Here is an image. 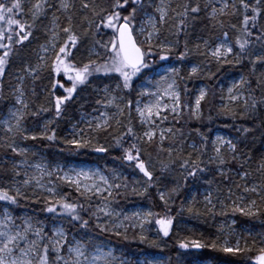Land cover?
Masks as SVG:
<instances>
[{
	"label": "snow or ice",
	"instance_id": "1",
	"mask_svg": "<svg viewBox=\"0 0 264 264\" xmlns=\"http://www.w3.org/2000/svg\"><path fill=\"white\" fill-rule=\"evenodd\" d=\"M202 13L208 21L207 27L221 30L222 37L216 41L198 37L195 51L220 66L241 65L245 60L250 66L247 76L242 75L227 87V96L222 92L218 114L252 120L255 127L237 128L235 139L217 136L211 142V155L208 154L206 138L200 146L187 144L190 151L184 155L186 141L181 129L161 125L169 121V116L175 124H180L185 108L190 116L200 119L207 90H199L194 106L184 104L177 84L179 71L172 68L155 83V91L146 88L138 93L139 97H149L148 103L141 105L140 99L133 102L127 99L126 93L132 88L134 78L151 66L149 58L153 62L157 55L160 60L168 59L180 46L182 36L184 51L179 58L187 57L191 30ZM261 21H264V0H203V3L201 0H0V80L6 75L17 48L30 40L37 25L43 26L46 36L35 64L21 65L19 72L14 74L16 82L9 93L5 94L0 88V102L12 100L6 111H0V148L13 157L23 158L19 163L12 161V179L7 187L0 186V201L18 205L21 199L43 198L46 212L58 214L69 223H79L81 228L87 227L89 220L80 215L85 210L84 206L79 202H68L63 196L56 198L59 194L55 187H44L43 177H51L54 173L41 163L32 164L29 161L31 149L22 142L38 139L56 141L54 125L74 99L78 87L88 83L94 75L107 77L114 73L117 77L115 87L104 85L97 91V107L93 111L99 115L88 118L90 114H85L80 121L87 124L88 131L74 125L71 138H65L64 144L74 149L105 153L108 148L99 143L98 136L111 137L115 147L122 148L121 159L134 165V169L146 178L143 184L137 180L132 187V192L141 196L164 180V176H154L152 154L147 153L148 159H144L146 150L142 144L154 145L157 156L167 153L169 160L168 163L161 162L162 173L178 164L182 176L199 178L213 170L209 166L215 165L214 171L221 180L214 190L211 188L214 180L205 181L209 184V190L203 196L205 214L227 215L224 209L230 207L234 214L250 218L264 216V155L256 159L253 169L251 152L240 147L250 134L264 129V23ZM105 30H111V35ZM229 30L235 34L234 40L229 37ZM103 36H108V39L104 40ZM88 37H91V46L87 50V62L82 66L70 62L69 57L74 55L71 49H78ZM257 47L261 50L257 51ZM199 71V65L193 66L189 75L195 76ZM61 74L71 82L70 87L58 79ZM213 75L215 73H209L208 78ZM253 78L256 87H253ZM42 80L48 83L37 92L35 84ZM28 81H31V86H28ZM58 89H63V93L58 94ZM134 103L135 118L142 129L140 134L132 124ZM45 113L51 115L45 118ZM29 119L34 120V129L26 127ZM129 138L133 142L124 147ZM165 141H170V144L165 146ZM231 164L237 167L226 169L225 166ZM28 168H34L39 175L29 176ZM233 172L238 180L233 179ZM21 175L26 178L18 180ZM58 179L74 186L89 207L94 198L103 202L92 213L97 219L100 218L98 213L108 218V222L96 224L102 233L114 232L127 239V228L123 233L120 229L124 228L123 221H131L132 227H140L139 239L143 243L147 239L143 234L145 225L152 224L153 220L158 226V236L169 237L173 229L174 218L168 214L171 211L169 203L179 194V184L167 191L157 189L166 208L163 215L147 211L129 216L111 207L120 190L126 191L129 187L127 183L116 182L119 175L110 180L98 171L81 170L74 176L65 172ZM33 182L42 189V193L34 189L29 193ZM217 204L222 209L219 213L215 212ZM187 211L200 214L192 204ZM121 215L123 221L117 223ZM18 219L10 208L0 212V264H136V261L118 259L111 251H104L94 238L69 239L61 227H54L49 234L38 221L25 218L18 223ZM234 224L235 220L228 225L229 236L234 234ZM221 239L223 243H220ZM256 244L257 238L253 239L251 246L245 240V246L241 248L240 237H236V243L232 245L229 238L221 236L211 244L193 241L191 246L236 254L252 252ZM259 244L258 254L249 257L252 264H264V236H259ZM151 245L158 246L155 241ZM179 247L187 249L189 244L181 242ZM143 264H159V261L146 259Z\"/></svg>",
	"mask_w": 264,
	"mask_h": 264
},
{
	"label": "trees",
	"instance_id": "2",
	"mask_svg": "<svg viewBox=\"0 0 264 264\" xmlns=\"http://www.w3.org/2000/svg\"><path fill=\"white\" fill-rule=\"evenodd\" d=\"M203 3V0H201ZM130 10V9H129ZM27 19V17H21ZM224 19H227L226 17ZM264 23V21H261ZM208 21L204 18V14H201V18L197 20L191 30L190 37L188 39L189 54L183 60H181L180 53L184 51V37H181L180 46L174 50V52L166 60H160L159 55L153 59L150 57V67L145 69L143 73H149L163 64L173 63L178 67L179 77L177 78L178 88L181 94V100L184 104L193 103V96L198 88V85H203L207 90V98L202 101L201 105V118L196 119L188 114V109L185 108V115L180 124H175L172 117L169 116V122L166 123V127H174L181 129L185 138V152L184 155L190 151L187 148V144L195 143L200 146L201 141L206 138L208 154L211 155L213 135L216 131H220L230 136L232 139L237 137L236 129L239 127H255L252 120H241L238 117L232 119L226 115H219L218 108L221 104L220 96L223 92L225 95L226 85L228 80L232 77L247 76L250 71L248 61L245 60L241 65H229L223 66L217 65L215 62H209V60L197 53L194 49V45L198 42L197 38L202 37L216 41L218 37H222V31L219 29H210L207 27ZM79 31V29H78ZM111 35V30H105ZM167 34V32H165ZM82 35V33H81ZM229 37L234 40L235 34L229 30ZM104 40L108 39V36H103ZM46 36L43 26L37 25L33 35L29 41H25L23 47H18L17 54L13 56L11 65L7 68L6 75L0 80V88L3 89L5 94L10 92V87L15 84L14 74L19 72L23 63L35 64L37 53L40 50V46L45 43ZM91 46V37L85 38L79 45L78 49H71L74 53L69 57V61L82 66L88 59V48ZM260 51L259 47L256 49ZM199 65L200 71L195 76H190V70L193 66ZM209 73H215L211 79L208 78ZM46 76L47 73H44ZM58 79L61 83H64L66 87L71 86V82L61 74ZM141 80V75L134 78L132 88L127 90V99L135 100L138 98L136 85ZM117 82L116 74H110V76H92L89 78V82L85 85L78 87L77 92L74 93V99L67 104L66 110L62 117L54 125L57 131L56 141L47 140H28L22 142L23 145H27L31 148L29 154L30 159H36L38 157H44L49 164L53 163H67V162H89L95 163L101 167L103 172L111 180L113 176L119 175L120 179L117 183H127L128 189L120 190V195L112 201L111 207L116 211L122 212L131 216L134 208H145L153 213H159L163 215L166 211L164 203L160 200L157 189L167 191L176 184L180 185V192L174 196L169 203L171 209L168 212L174 218V226L170 232L169 237H163L162 234L157 235L158 226L155 225L154 220L152 224L145 227L143 234L147 237L145 242H141L139 237L141 235V229L138 227H132L131 221H123V215L116 221L124 223V228H121V233L127 228V239H124L123 235L117 236L114 232L102 233L96 228L97 223L108 222V218L104 217L102 213H98L100 217L97 219L92 213L96 210L97 206H102V201L94 198L92 206L89 207L82 197H79L74 186H70L67 182L58 179L59 176H53L54 185L59 196L65 197L68 202H79L84 206L80 215L85 220H89V224L86 228H81L79 223H69V221L58 214H52L46 212L45 203L43 198L37 199L32 197L30 199H21L18 205H8L5 202L0 201V208L3 205H8L13 215L18 216L19 212H29L36 218H38L44 225L46 232L50 230L51 226L61 223V227L66 230L67 234L74 236H84L85 238H94V241L110 243L119 250L122 255L127 257L129 261H136L139 258L150 255L163 256L164 264H196L198 261L209 260L211 264H248L250 262L249 257H255L257 255V249L261 246L259 244V236H264V216L259 217H246L239 213H233L231 208L224 209L227 215L219 214H205V208L203 203V196L209 190V184L206 180H214L211 188L214 190L217 184L220 183L221 178L214 171L215 165L209 166L213 169L210 172L201 174L197 177H187L181 175V170L178 164L170 168L167 172H161V162L168 163L169 157L167 153H160L157 156L155 146H148L142 144L145 155L144 159H148L147 153L152 154V164L154 167L151 169L155 177L164 176L162 183L158 182L155 187L148 189L146 195H137L132 192L134 182L139 180L141 184L146 180L142 173H139L138 169H134V165H130L127 161L121 159L123 155L122 148L115 147V141L105 135L98 136L99 143L108 148V152L97 153L91 149H74L70 148L62 141L65 138H71L70 128L74 125H78L79 128H83L86 131V126L82 125L79 121V116L83 113H89L97 107L95 100L97 97V91L104 85H110L115 87ZM47 80L37 81L35 84L37 92L40 91L44 84H47ZM28 86H31V81L27 82ZM253 87H256L255 78L252 81ZM187 89V92L185 91ZM63 93V89H58V94ZM66 94V93H65ZM259 94V93H258ZM12 100L9 98L6 101L0 102V111H6L7 107L11 104ZM39 103V102H38ZM45 118H48L51 114H43ZM211 117V118H210ZM258 123V120L256 121ZM132 124L136 127L138 134L142 133L140 125L135 118L134 104L132 110ZM26 127L29 129L35 128V122L33 119H29L26 122ZM198 130V132H197ZM264 129H257L249 135L248 139L240 145L245 151H250L253 156L252 168L256 167L255 161L260 156L264 155V135L261 132ZM2 135V134H0ZM179 136L180 133H177ZM132 139L129 138L124 147H128L132 143ZM170 141H165V146H168ZM22 157H13L10 152H5L0 148V186L7 187L12 179V162L11 160H19ZM227 168L235 169V164L225 166ZM234 180H238L235 177L234 172L231 173ZM18 178V177H17ZM140 187V185H136ZM142 190V188H141ZM29 193L33 191L32 188L28 189ZM37 193H42L36 191ZM43 195H48L43 193ZM195 198V200H193ZM230 203V202H229ZM192 204L194 209L198 210L199 215L195 213H189L187 211L189 205ZM221 206L217 204L215 209L216 213L221 211ZM235 220L233 237H240V247L244 248L245 240L249 246L252 245L253 239L257 238L256 247L252 252H241L236 254L224 253L222 251L205 247L202 249H196L191 246L193 241H199L205 244H211L217 237H225V230L228 229V225L232 224ZM251 233V235H249ZM155 241L156 247L151 245V242ZM223 239L220 240V243ZM181 242L188 243L187 249H181L179 244ZM136 264H138L136 262Z\"/></svg>",
	"mask_w": 264,
	"mask_h": 264
},
{
	"label": "rangeland",
	"instance_id": "3",
	"mask_svg": "<svg viewBox=\"0 0 264 264\" xmlns=\"http://www.w3.org/2000/svg\"><path fill=\"white\" fill-rule=\"evenodd\" d=\"M172 68H175L178 70V67L173 64V63H166V64H163L161 66H159L158 68H156L154 71L152 72H149V73H143L141 75V80L138 82V84L136 85V91L137 93H140L141 91H143L144 89L146 88H150L152 91H155V88H154V85L155 83L160 79L161 76H164L168 73V70L169 69H172ZM240 78L239 77H232L228 80V83L226 85V89H225V96H227V87L231 86V84L235 81H238ZM12 87V86H11ZM10 87V88H11ZM201 88H204L203 85H198V88L197 90L195 91L194 93V96H193V103L195 105V99H196V96L199 94V90ZM205 89V88H204ZM138 96V94H137ZM137 99H140L141 100V105H143L144 103H148L150 101V98L147 97V96H144V97H139ZM136 99V100H137ZM12 104V102H11ZM10 104V105H11ZM9 105V106H10ZM8 106V107H9ZM7 107V108H8ZM134 109H135V103H134ZM7 110V109H6ZM85 114H90L88 116V118H91L93 116H98L99 113L98 112H94V111H91L89 113H83L79 116V121H81L82 117L85 116ZM169 122V121H167ZM165 122L164 124L161 125V127H164V128H167L166 127V123ZM82 125L86 126V128L88 129L87 127V124L86 123H82ZM72 128H70V132L72 131ZM217 136H221V137H225V138H229V139H232L230 136L226 135L225 133L223 132H220V131H216L213 135V140L217 137ZM30 148V147H29ZM31 149V148H30ZM23 158L19 159V160H16L15 162L16 163H19ZM13 160H11L12 162ZM29 161L32 163V164H36V163H41L43 164L45 167H47L48 171H52L54 174L49 177L47 175H45L43 177V180H42V183L44 185L45 188H48V187H55L54 185V180H53V176H62L64 175L65 172H67L69 175H72L74 176V173L76 171H81V170H84V171H98L100 172L102 175H105V173L103 172V170L101 169V167L95 163H89V162H67V163H53V164H49V162L44 159V157H38L36 159H30L29 157ZM59 170V171H57ZM28 171V174L29 176L35 174V175H39L38 172L35 171L34 168H28L27 169ZM106 176V175H105ZM26 178L25 176L21 175L20 177H18L17 179L18 180H22ZM49 181H51V183H49ZM32 189H34L35 191H40L42 192V189H40L39 187L35 186L34 182H33V187ZM8 208V205H3L1 206L0 208V212H2L4 210V208ZM148 210L145 209V208H134L132 213H136V212H140V213H145L147 212ZM19 219H18V223L20 222V220H23L25 218H31L33 222H39L43 227V223L38 219L36 218L35 216H33L32 214H30L29 212H19L18 216ZM120 223V222H118ZM132 223V222H131ZM61 224V223H60ZM59 223L51 226L50 230H48V233L50 234L51 231L53 230L54 227H61ZM138 228H140L139 226H137ZM145 227H147V225H145ZM62 228V227H61ZM45 229V228H44ZM82 236H74V235H69L68 234V238L69 239H80ZM84 237V236H83ZM225 237L229 238L230 240V243L232 245H235L236 243V238L231 240V237H233V235L229 236V232H228V229L225 230ZM238 237V236H237ZM95 242V241H94ZM97 245H100L102 247V249L104 251H111L113 253V255L115 257H117L118 259L119 258H123V259H126L129 261V259L127 257H125L124 255H122L120 253L119 250H116L115 247L113 245H111L110 243H105V242H98L96 241L95 242ZM223 243V241L221 242ZM146 259H152V260H156V261H159V264H164L163 263V256L161 255H154V256H150V255H147V256H144L143 258H139L136 260V262L138 264H143V262L146 260ZM196 264H211L209 260H203V261H198ZM248 264H252V262L250 261Z\"/></svg>",
	"mask_w": 264,
	"mask_h": 264
}]
</instances>
